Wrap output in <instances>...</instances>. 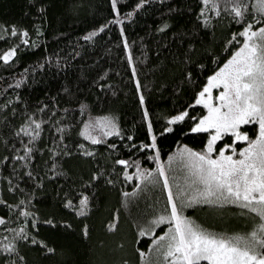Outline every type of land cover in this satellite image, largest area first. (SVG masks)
Returning <instances> with one entry per match:
<instances>
[{
	"label": "trees",
	"instance_id": "obj_1",
	"mask_svg": "<svg viewBox=\"0 0 264 264\" xmlns=\"http://www.w3.org/2000/svg\"><path fill=\"white\" fill-rule=\"evenodd\" d=\"M139 2L117 0V16L112 0H0V52L19 45L12 62L0 61V218L5 220L0 264H169L161 245L169 242L173 222L157 223L170 215L161 165L182 217L193 225L228 238L259 230L257 213L230 199L185 202L204 186L193 183L179 156L186 148L205 152L210 132L191 131L205 113L195 100L242 45V37L241 43L232 41L241 25L223 4L220 15L211 5L202 15L201 0H147L136 8ZM247 2L251 6L254 0ZM13 27L29 33V44L11 35ZM92 32L97 34L85 40ZM184 111L189 113L184 121L168 123ZM29 117L41 122L35 140L16 135L31 123ZM105 117L115 129L98 125ZM86 124L101 143L81 135ZM110 130L120 134L105 135ZM240 130L254 139L258 124ZM152 135L156 149L141 150ZM233 142L227 134L214 147L218 151ZM247 143L236 141V153ZM24 145L33 150L27 156ZM117 159L137 161L139 170L124 168ZM125 172L134 174L131 181ZM141 172L152 176L145 180ZM83 196L88 204L79 215ZM211 207L220 209V217L202 218ZM241 212L251 221H243ZM225 213L239 221H227ZM21 228L27 240L17 237ZM161 236L165 239L158 240ZM9 243L15 252L3 251Z\"/></svg>",
	"mask_w": 264,
	"mask_h": 264
},
{
	"label": "snow or ice",
	"instance_id": "obj_2",
	"mask_svg": "<svg viewBox=\"0 0 264 264\" xmlns=\"http://www.w3.org/2000/svg\"><path fill=\"white\" fill-rule=\"evenodd\" d=\"M146 2L147 0H140L136 8H140ZM201 4L202 15L209 5L216 15H220L221 4L225 5L223 10L229 13L233 21L240 24L242 28L239 33L233 35L232 41L241 43L239 39L241 37L243 41L242 46L223 67L208 78L207 85L195 100V104H203L208 109V113L198 119L191 131L194 133L211 131L212 135L205 146L204 153L185 149L195 161L193 174L196 176V181L194 183L199 182L204 186L203 190L197 189L196 196L190 199L196 202L197 196L203 197L205 200L214 196L217 199L223 198L225 200L234 198L233 202H243L242 207L257 213L262 222L258 225L259 232L252 231L245 237L235 238L217 236L193 225L190 219L181 216L173 198L172 189L169 187L168 177L161 165L159 175L163 177V185L167 189L170 215L160 216L157 223L173 222V227L170 229L172 234L168 237L169 242L167 245H161L164 248L162 256L169 261V264H201V261H207L209 264H264V0H254L251 6L247 0H201ZM112 7L116 15L119 16L117 0H112ZM247 15H251V20L246 18ZM121 22L119 20L112 21V23ZM208 23L210 21L205 17L204 25L207 26ZM163 30L161 29V31ZM100 31H103V27ZM96 34V32H92L84 39L90 40ZM11 35L18 36L23 44H29V40L26 39L29 35L27 31L18 32L13 27ZM18 48L19 45L0 52V61L4 64L12 62L17 55ZM129 59L131 60V56ZM133 72L135 73L134 68ZM137 87H139L138 82ZM220 87L223 90L216 97L220 103L214 104L212 103L211 89ZM140 100L143 103L144 97L141 96ZM144 115L145 118L148 117L146 110ZM188 116L189 113L184 111L171 117L168 123L176 124L184 121ZM191 119L196 120L197 118L191 117ZM29 120L31 123L22 126L16 135L23 133L35 140L39 136L37 130L41 128V122H37L31 117ZM97 123L105 128H116L115 123L108 121L107 117L101 118ZM251 123H257L259 126L256 139H250L247 133L240 130L242 125ZM89 127L90 125L86 124L81 135L90 139L93 144L101 143L100 140L90 134ZM151 127L152 125L149 123V130ZM57 131H63V129H57ZM164 131L171 132L172 128H165ZM33 133L35 134L33 135ZM119 134V130L115 132L110 130L105 133V135ZM227 134L234 137L233 144H227L217 151L214 147L216 142ZM128 139L131 140L132 138L128 137ZM156 139L157 137L152 135L150 143L140 145L141 150H155ZM236 141H248V146L239 152L240 159L233 158L236 155ZM80 147L83 148V145ZM110 147L114 148L115 145H110ZM133 147L136 146L133 145ZM24 148L25 156L33 151L27 145H24ZM214 151H217L215 158L211 155ZM229 151L231 154H226ZM85 155H92V153L86 152ZM154 155L159 157V152L155 151ZM25 156L17 158L24 160ZM115 163L124 166V168L135 167L139 170V162L134 160L117 159ZM124 175L127 180L131 181L134 174L130 175L125 172ZM140 175L147 180L148 177L152 176V172H147V175L141 172ZM93 178L95 179V177ZM125 195L129 194L125 193ZM88 199L87 196L80 199L79 215H84ZM0 203H4V201H0ZM20 203L23 204L24 201ZM71 203L69 201L68 205L70 206ZM20 215L28 216L31 213L22 211ZM4 223L5 220L0 218V225ZM22 233H24L23 228L17 233V237L27 240L29 238L27 234L21 235ZM157 239L164 240L165 236ZM31 242L33 244L38 243L35 239ZM2 247L3 251L8 253H13L16 250L14 245L10 243L4 244ZM48 251H52V249H48Z\"/></svg>",
	"mask_w": 264,
	"mask_h": 264
},
{
	"label": "rangeland",
	"instance_id": "obj_3",
	"mask_svg": "<svg viewBox=\"0 0 264 264\" xmlns=\"http://www.w3.org/2000/svg\"><path fill=\"white\" fill-rule=\"evenodd\" d=\"M242 46V45H241ZM240 46V47H241ZM239 47V48H240ZM238 48V49H239ZM238 49H236L233 53H232V55H230V57L211 75V76H213L217 71H219L220 70V68H222L223 67V65L233 56V54L238 50ZM210 76V77H211ZM207 83H208V80H207V82H206V84H205V86L207 85ZM204 86V87H205ZM203 87V88H204ZM203 88H202V90H203ZM201 90V91H202ZM223 89H222V87H220V88H212L211 89V95H212V97H213V100H212V103H214V104H219L220 103V101H218V100H216V97L219 95V93L222 91ZM200 91V92H201ZM199 92V93H200ZM197 98H198V95H197ZM201 105H203V104H201ZM204 106V105H203ZM205 108V113H204V115L203 116H205V115H207V113H208V109L206 108V107H204ZM202 116V117H203ZM201 117V118H202ZM198 122V121H197ZM195 126V125H194ZM259 127V126H258ZM210 132V135H209V139H210V136L212 135V132L211 131H209ZM258 135V134H257ZM257 135L255 136V138L254 139H256V137H257ZM248 146V143L245 145V146H243L240 150H242L243 148H245V147H247ZM240 150L239 151H237V153H236V155H234V159H240V156H239V152H240ZM226 154H231V152L229 151V152H226ZM179 156H180V158L181 159H183L184 161H185V165H186V167H187V173H189V175L190 176H192V175H194L193 173H194V171H195V169L193 168V164L195 163V161H194V159L192 158V157H190L189 155H188V152H186V153H184V154H179ZM236 156H238V158H235ZM216 157V155L213 157V158H215ZM189 168V169H188ZM192 170H193V172H192ZM185 179L188 181V180H190L189 179V177L187 176V175H185ZM194 181H196V176L194 175V177H193V183H194ZM190 182V181H189ZM188 182V183H189ZM195 185H199V186H202V184H200L199 182H196V183H194ZM191 197H193V194H189L188 196H187V198H186V200H185V202H191V201H189L190 200V198ZM200 198H203V197H200ZM211 199H215L216 197L214 196V197H210ZM197 199H199V196H197ZM231 201H233V199L234 198H229ZM228 199V200H229ZM175 200V199H174ZM234 203H236V204H240V205H242V203L243 202H234ZM246 210L245 211H249L247 208H245ZM210 210L211 211H203V212H201L200 213V216L202 217V218H205V219H209L207 216H206V214H208L209 213V216L210 215H212V218L214 217V216H217V217H220V216H218V211L220 210L219 208H217V207H211L210 208ZM181 214V216H182V213H180ZM241 214H243L244 216H243V221H251V218H250V216L249 215H246V217H245V214H244V212H241ZM225 215H226V217H224L227 221H231V222H234V223H236V222H238L239 220L233 215V216H229L230 214L229 213H225ZM249 216V217H248ZM211 217V216H210ZM262 222V221H261ZM260 222V223H261ZM257 229H258V227H257ZM252 231H256V230H251V229H249L248 231H246V233L244 234V237L245 236H247V234H249V233H251ZM257 232H259V230L257 231ZM172 233L171 232H169L168 234H167V237H170V235H171ZM220 236V235H219ZM223 237H225V236H223ZM236 236H230V238H235ZM243 237V236H242Z\"/></svg>",
	"mask_w": 264,
	"mask_h": 264
}]
</instances>
